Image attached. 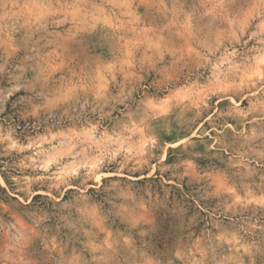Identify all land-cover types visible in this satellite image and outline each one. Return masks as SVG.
Here are the masks:
<instances>
[{"label":"rangeland","instance_id":"rangeland-1","mask_svg":"<svg viewBox=\"0 0 264 264\" xmlns=\"http://www.w3.org/2000/svg\"><path fill=\"white\" fill-rule=\"evenodd\" d=\"M0 264H264V0H0Z\"/></svg>","mask_w":264,"mask_h":264}]
</instances>
